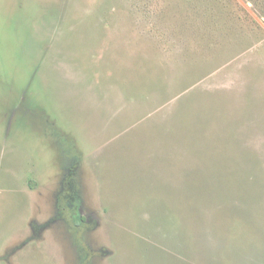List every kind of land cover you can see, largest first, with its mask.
Wrapping results in <instances>:
<instances>
[{
	"label": "rangeland",
	"instance_id": "1",
	"mask_svg": "<svg viewBox=\"0 0 264 264\" xmlns=\"http://www.w3.org/2000/svg\"><path fill=\"white\" fill-rule=\"evenodd\" d=\"M0 264H264V0H0Z\"/></svg>",
	"mask_w": 264,
	"mask_h": 264
},
{
	"label": "trees",
	"instance_id": "2",
	"mask_svg": "<svg viewBox=\"0 0 264 264\" xmlns=\"http://www.w3.org/2000/svg\"><path fill=\"white\" fill-rule=\"evenodd\" d=\"M72 220L74 223L80 224L82 223L85 219L83 218V216L81 214H79V212H74L72 214Z\"/></svg>",
	"mask_w": 264,
	"mask_h": 264
}]
</instances>
